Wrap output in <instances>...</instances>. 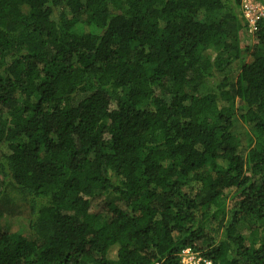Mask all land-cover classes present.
<instances>
[{"label":"trees","instance_id":"1","mask_svg":"<svg viewBox=\"0 0 264 264\" xmlns=\"http://www.w3.org/2000/svg\"><path fill=\"white\" fill-rule=\"evenodd\" d=\"M242 1L0 0V264H264Z\"/></svg>","mask_w":264,"mask_h":264},{"label":"rangeland","instance_id":"2","mask_svg":"<svg viewBox=\"0 0 264 264\" xmlns=\"http://www.w3.org/2000/svg\"><path fill=\"white\" fill-rule=\"evenodd\" d=\"M247 29H248L247 33L241 34V40H242L243 44L247 43V44L253 45L254 41L252 38V31H251L250 27H248ZM239 128L243 129L244 125L240 124ZM103 202H104V197H101V198L93 200L92 203H93L95 208H99ZM0 228L8 230L10 232H20V233H24V234L32 236V231L30 228V219H29L27 213L13 215V216L10 215V216L5 217L4 219H1L0 220ZM197 259H199L200 262L202 260L200 256ZM188 261H189V263L198 264L197 262L192 260L191 256L184 258V262H188Z\"/></svg>","mask_w":264,"mask_h":264},{"label":"built area","instance_id":"3","mask_svg":"<svg viewBox=\"0 0 264 264\" xmlns=\"http://www.w3.org/2000/svg\"><path fill=\"white\" fill-rule=\"evenodd\" d=\"M242 10L245 19L247 20L248 26L250 27L251 31H253L256 28V24L258 20L264 16V4L257 0H243L242 1ZM184 254H187L186 257L192 258L195 262L200 264V260L197 259L198 256L196 254H192L190 250H185ZM185 258V257H184ZM184 258L182 260L183 264H193L188 262H184ZM207 262V261H206ZM209 263V262H207Z\"/></svg>","mask_w":264,"mask_h":264}]
</instances>
